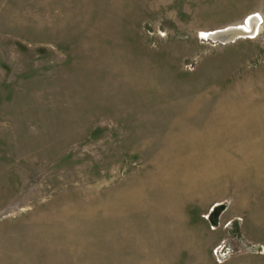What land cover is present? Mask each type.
<instances>
[{
  "label": "rangeland",
  "instance_id": "374dc122",
  "mask_svg": "<svg viewBox=\"0 0 264 264\" xmlns=\"http://www.w3.org/2000/svg\"><path fill=\"white\" fill-rule=\"evenodd\" d=\"M0 264H264V0H0Z\"/></svg>",
  "mask_w": 264,
  "mask_h": 264
},
{
  "label": "bare ground",
  "instance_id": "6f19581e",
  "mask_svg": "<svg viewBox=\"0 0 264 264\" xmlns=\"http://www.w3.org/2000/svg\"><path fill=\"white\" fill-rule=\"evenodd\" d=\"M260 21L261 18L259 19L258 16L252 15L246 20L244 24L238 26H230L224 29L212 31L206 33V35L214 39L219 38L223 40L224 43H227L229 39H235L236 35H239L237 39L253 38L258 33Z\"/></svg>",
  "mask_w": 264,
  "mask_h": 264
},
{
  "label": "water",
  "instance_id": "95a60500",
  "mask_svg": "<svg viewBox=\"0 0 264 264\" xmlns=\"http://www.w3.org/2000/svg\"><path fill=\"white\" fill-rule=\"evenodd\" d=\"M238 36H239V35H236V36H235V39H229V41H227V43H228V42H233V41H235V40L238 38ZM208 39H210V40H212V41H214V42H221V43H224L223 40H221V39H219V38L214 39V38H212V37H208Z\"/></svg>",
  "mask_w": 264,
  "mask_h": 264
}]
</instances>
